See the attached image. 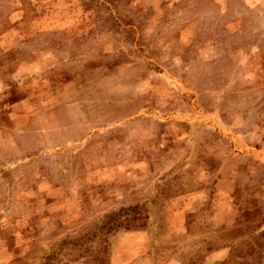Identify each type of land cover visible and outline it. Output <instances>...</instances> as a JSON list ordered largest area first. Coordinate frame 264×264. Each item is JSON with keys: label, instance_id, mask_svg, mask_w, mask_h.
Returning a JSON list of instances; mask_svg holds the SVG:
<instances>
[{"label": "rangeland", "instance_id": "obj_1", "mask_svg": "<svg viewBox=\"0 0 264 264\" xmlns=\"http://www.w3.org/2000/svg\"><path fill=\"white\" fill-rule=\"evenodd\" d=\"M0 264H264V0H0Z\"/></svg>", "mask_w": 264, "mask_h": 264}, {"label": "trees", "instance_id": "obj_2", "mask_svg": "<svg viewBox=\"0 0 264 264\" xmlns=\"http://www.w3.org/2000/svg\"><path fill=\"white\" fill-rule=\"evenodd\" d=\"M138 210H140V208L137 205H132L122 207L117 211L105 214L98 225V229L103 233L104 236L106 233L118 229L142 227L144 225V221L139 222L141 218L139 217Z\"/></svg>", "mask_w": 264, "mask_h": 264}]
</instances>
